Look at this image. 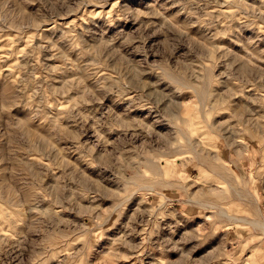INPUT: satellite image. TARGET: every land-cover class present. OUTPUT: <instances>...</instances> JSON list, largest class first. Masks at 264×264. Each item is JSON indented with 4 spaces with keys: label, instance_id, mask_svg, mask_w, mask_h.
Listing matches in <instances>:
<instances>
[{
    "label": "rangeland",
    "instance_id": "1",
    "mask_svg": "<svg viewBox=\"0 0 264 264\" xmlns=\"http://www.w3.org/2000/svg\"><path fill=\"white\" fill-rule=\"evenodd\" d=\"M0 264H264V0H0Z\"/></svg>",
    "mask_w": 264,
    "mask_h": 264
}]
</instances>
